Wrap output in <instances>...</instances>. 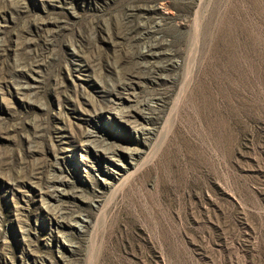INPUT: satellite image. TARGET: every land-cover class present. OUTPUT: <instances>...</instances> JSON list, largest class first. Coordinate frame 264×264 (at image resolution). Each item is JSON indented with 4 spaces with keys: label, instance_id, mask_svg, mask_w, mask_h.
Returning a JSON list of instances; mask_svg holds the SVG:
<instances>
[{
    "label": "rangeland",
    "instance_id": "1",
    "mask_svg": "<svg viewBox=\"0 0 264 264\" xmlns=\"http://www.w3.org/2000/svg\"><path fill=\"white\" fill-rule=\"evenodd\" d=\"M0 264H264V0H0Z\"/></svg>",
    "mask_w": 264,
    "mask_h": 264
},
{
    "label": "bare ground",
    "instance_id": "2",
    "mask_svg": "<svg viewBox=\"0 0 264 264\" xmlns=\"http://www.w3.org/2000/svg\"><path fill=\"white\" fill-rule=\"evenodd\" d=\"M150 51V50H149ZM152 51V50H151ZM155 52V51H154ZM152 55V54H151Z\"/></svg>",
    "mask_w": 264,
    "mask_h": 264
}]
</instances>
